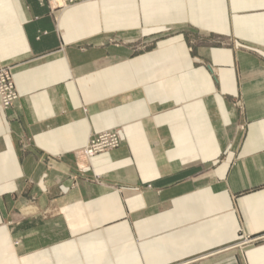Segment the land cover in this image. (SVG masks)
Wrapping results in <instances>:
<instances>
[{"label": "crops", "instance_id": "1", "mask_svg": "<svg viewBox=\"0 0 264 264\" xmlns=\"http://www.w3.org/2000/svg\"><path fill=\"white\" fill-rule=\"evenodd\" d=\"M57 3L0 0V264H264V0Z\"/></svg>", "mask_w": 264, "mask_h": 264}, {"label": "built area", "instance_id": "2", "mask_svg": "<svg viewBox=\"0 0 264 264\" xmlns=\"http://www.w3.org/2000/svg\"><path fill=\"white\" fill-rule=\"evenodd\" d=\"M57 6L59 8L72 7L76 5H81L93 0H56ZM6 69L0 70V107L2 110H7L12 104L17 100V93L14 89L12 72ZM120 133L116 130L103 132L89 139L87 145L81 152V158L83 160H90L94 156L116 149L120 144ZM255 240H245L243 243H240L239 247L247 246L253 244Z\"/></svg>", "mask_w": 264, "mask_h": 264}, {"label": "rangeland", "instance_id": "3", "mask_svg": "<svg viewBox=\"0 0 264 264\" xmlns=\"http://www.w3.org/2000/svg\"><path fill=\"white\" fill-rule=\"evenodd\" d=\"M55 1H56V0H55ZM87 3H88V2H87ZM217 42H218V43H221V44L226 43V42H223V41H217ZM226 44H227V43H226ZM1 69H6V70L12 72V67H11V66H1V67H0V70H1ZM8 71H6V72H8ZM12 79H13V77H12ZM12 81H13V80H12ZM13 84H14V82H13ZM14 89H15V91H16L15 85H14ZM16 93H17V91H16ZM17 97L19 98L18 94H17ZM18 98H17V99H18ZM12 105H13V104H12ZM10 107H11V106H10ZM10 107H9V108H10ZM9 108H8V109H9ZM8 109H7V110H8ZM114 130H116V129H112V130H108V131H104V132H109V131H114ZM116 131H118V130H116ZM118 132H119V131H118ZM101 133H103V132H101ZM101 133H98V134H101ZM119 133H120V132H119ZM98 134H95V135L91 136L90 138H92V137H94V136H96V135H98ZM90 138H89V139H90ZM89 139L87 140V143H88ZM120 139H121V136H120ZM87 143H86V145H87ZM120 144H121V140H120ZM120 144H119V146H120ZM86 145H85V146H86ZM119 146H118V147H119ZM118 147H117V148H118ZM84 148H85V147H84ZM84 148H83V149H84ZM117 148H116V149H117ZM83 149H82V150H83ZM82 150L80 151V153H79V155H78L80 159L77 158V155H74V158H75V166H76V168H77V170H78L79 172H82V171L86 168L85 165H83V164L80 165V164H79V162H85V161H86V160H83V159H82L83 157L81 158V156H82V155H81ZM113 150H115V149H113ZM113 150H110V151H113ZM106 152H109V151H106ZM98 155H99V154H98ZM150 188H151V187H150L149 185H147L146 189H150ZM247 239H248V240H250V239L255 240L254 243H257V242H262V241H264V236L254 237V238H253V237L251 238V237H248V236H243L242 239H241V241H240L239 243H243V242H244L245 240H247ZM254 243H253V244H254ZM250 245H252V244H250ZM247 246H249V245H247ZM247 246H244V247H247ZM238 247H239V246H238ZM242 247H243V246H242ZM240 249H241V248H240Z\"/></svg>", "mask_w": 264, "mask_h": 264}, {"label": "bare ground", "instance_id": "4", "mask_svg": "<svg viewBox=\"0 0 264 264\" xmlns=\"http://www.w3.org/2000/svg\"><path fill=\"white\" fill-rule=\"evenodd\" d=\"M60 4H61V1H60Z\"/></svg>", "mask_w": 264, "mask_h": 264}]
</instances>
